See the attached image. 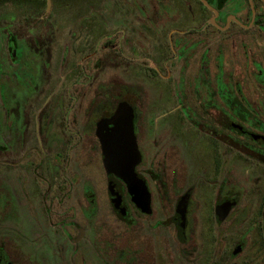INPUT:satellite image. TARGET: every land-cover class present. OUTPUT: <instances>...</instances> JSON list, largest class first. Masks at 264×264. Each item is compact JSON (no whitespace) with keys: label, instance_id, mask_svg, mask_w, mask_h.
Masks as SVG:
<instances>
[{"label":"flooded vegetation","instance_id":"obj_1","mask_svg":"<svg viewBox=\"0 0 264 264\" xmlns=\"http://www.w3.org/2000/svg\"><path fill=\"white\" fill-rule=\"evenodd\" d=\"M140 1L138 20L165 27L136 38L133 48L138 83H167L149 106L142 86L115 93L112 83H95L96 71L132 60L114 50L112 39L113 49L95 52L93 39L105 31L94 23L106 22L89 23L94 0L82 7L88 15L81 8L69 15L71 0H0V232H8L0 233V264H54V257L64 264V245L56 243L64 238L74 249L66 264H184L190 234L199 230L244 231L230 261L264 264V0ZM65 38L82 42L65 52ZM123 102L133 108L132 166L150 208L105 169L100 135L113 132ZM159 108L169 113L154 135L150 117ZM67 119L74 132L65 142ZM198 145L204 152L194 162L189 156ZM96 167L108 207L98 203ZM181 169L191 174L188 185ZM202 188L211 200L205 209L195 201ZM111 220L127 230L141 223L173 240H155V254L145 256L144 242L102 236ZM213 246L203 264L219 261L220 247Z\"/></svg>","mask_w":264,"mask_h":264},{"label":"rangeland","instance_id":"obj_2","mask_svg":"<svg viewBox=\"0 0 264 264\" xmlns=\"http://www.w3.org/2000/svg\"><path fill=\"white\" fill-rule=\"evenodd\" d=\"M93 0H71L69 2V6H73L70 9L69 13L76 14L78 9L81 8V14L88 15L89 8H82L84 3L90 2ZM93 10L91 12V17L89 18V23H94V17H102L103 21L106 22V24H98L96 25L94 23V27H98L99 31H105L103 34H100L103 37H96L93 39V43L95 46V52H100L103 50V48H107V50L113 49L112 46H114V50L117 52H123L128 55L129 60H132L131 64L123 65L122 67H119V65L115 64L112 65L111 68L108 69H102L101 71H96L95 73V83H112L116 87V92L120 90V87L127 85L128 90L131 92L135 91L136 86H142L145 89L146 95H147V102L148 106L149 103L154 102V100L158 99L159 95H162L165 91L167 92V83H138L140 81V71L136 68V62L134 60L137 59L136 52L134 53L133 48H136V38H143V37H149L151 36L150 33L155 31H163L164 26L163 25H153L151 23H141L138 20V12L139 9L138 6L142 5V2L140 0H94ZM87 6V5H86ZM99 6V7H97ZM97 7V8H96ZM87 10V11H86ZM94 21V22H93ZM103 27V28H102ZM95 28V29H96ZM112 39V40H111ZM75 40V41H74ZM70 40V38H65L63 42V49L65 52H67L68 46H70V43H79L82 42L80 39H74ZM111 40V42L114 43V45H109L108 42ZM144 42L154 43V40H144ZM145 45V44H144ZM129 62V61H128ZM130 63V62H129ZM129 93L128 99L135 103V97L132 93ZM167 95V94H165ZM169 111L167 108H159L156 110L155 113H153L150 117V125L153 129V134L156 135L157 130L159 128H162L164 118L168 115ZM70 120L67 119L64 124V141L66 142L70 136L71 133L74 131L72 130L70 126ZM79 134L76 136L75 142L80 140ZM203 148L201 145L195 146L191 149V156H189L194 162L200 158L203 154ZM196 158H195V157ZM186 159V158H185ZM170 170V169H169ZM182 170V169H181ZM247 171V170H246ZM96 172V178L95 183L98 190V203L102 206L108 207V200L106 199L105 194V183L102 179V173L101 170H99L98 167L95 168ZM171 175V170H170ZM191 174L182 170L180 181L183 184L188 185V182L191 183ZM208 190L202 188L201 190H198L195 194V201L198 207L205 209L206 207L211 206V200L209 202V198L207 196ZM164 215V214H163ZM169 212H165V216H168ZM119 223L114 222L111 220L108 223V226L106 228H103L102 236L107 239V241L110 240H116L119 241L120 244H123L125 241L127 243H140L144 242L146 244V252L145 256H153L155 254V250L151 248L152 242L155 240H162L164 242L166 241H172V235L168 234L167 232H157L154 231L143 224H139L131 230H127L124 228H121L119 226ZM122 226V225H121ZM123 227V226H122ZM43 232L48 237H50V234L52 232L51 228L48 226H43ZM59 229V228H58ZM126 230V232L124 231ZM0 233H8V232H0ZM13 234L18 240L23 239V232H10V234ZM31 233V232H30ZM35 232L32 231V234ZM244 231H214V232H205L202 230L192 232L190 234V243L187 247V250L189 252V259L188 263L184 264H203V260L205 257V252L208 251L209 247H212V249H215L213 244H216L217 247H220L221 256L219 261L216 264H235V261H230L229 257V250L230 247H232L233 243L235 242V238L239 237V235H242ZM52 240H56L53 238ZM89 240L86 238V241ZM255 241V240H254ZM254 241L252 238H250L249 247L253 246ZM95 243V246L97 249H101L103 246L100 242H98V239L93 241ZM57 245L62 243L64 245V251L66 259H68L66 262L72 261L71 252L74 250L71 245L66 241V238H64L63 241L58 239L56 242ZM83 245V244H82ZM81 246V245H80ZM105 246L111 247L110 243L106 242ZM253 249V248H252ZM76 251H80L79 248H75ZM177 250V248H176ZM250 249L248 248L246 255L249 254ZM213 252V250H212ZM177 255V251H176ZM65 259V260H66ZM56 257H54V264L56 263ZM64 262V264H66Z\"/></svg>","mask_w":264,"mask_h":264},{"label":"water","instance_id":"obj_3","mask_svg":"<svg viewBox=\"0 0 264 264\" xmlns=\"http://www.w3.org/2000/svg\"><path fill=\"white\" fill-rule=\"evenodd\" d=\"M202 1L208 6L205 0ZM110 124L114 126L113 132L107 136L105 131H103L100 135L106 172L109 175L115 174L126 181L129 185L131 195L134 197L139 195L138 198L134 199L135 202L140 204L139 202L142 200L147 205L146 207L150 208V195L144 184L135 176L136 174L132 166V163L138 157V150L136 148L134 132L133 108L129 103L123 102L120 104ZM132 190L135 192L138 191L140 194H136ZM112 193L113 196H117V193ZM119 202V198L113 201L117 209L120 206ZM223 210L224 208L221 209V211ZM179 220H181L179 222L184 221V213L182 211L179 213ZM180 233L182 237V232Z\"/></svg>","mask_w":264,"mask_h":264}]
</instances>
